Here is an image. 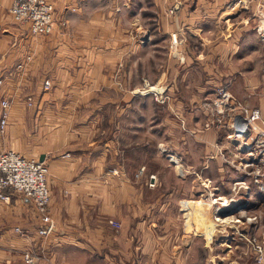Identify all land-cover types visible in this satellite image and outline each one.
Masks as SVG:
<instances>
[{
    "label": "crops",
    "instance_id": "obj_1",
    "mask_svg": "<svg viewBox=\"0 0 264 264\" xmlns=\"http://www.w3.org/2000/svg\"><path fill=\"white\" fill-rule=\"evenodd\" d=\"M49 1L53 31L33 34L13 19L12 0H0V76L11 99L8 121L37 124L28 139L49 167L56 228L39 234L40 215L23 194L0 200V264H23L27 248L40 255L36 264H257L230 260L207 228L215 219L224 236L223 222L233 221L226 214L247 196L232 191L239 180L232 174L214 183V173L242 169L244 153L229 146L225 129L204 122L220 85L264 114L260 1ZM138 12L144 21L133 20ZM147 77L166 100L137 95L152 83ZM6 149L14 148L6 142Z\"/></svg>",
    "mask_w": 264,
    "mask_h": 264
},
{
    "label": "built area",
    "instance_id": "obj_2",
    "mask_svg": "<svg viewBox=\"0 0 264 264\" xmlns=\"http://www.w3.org/2000/svg\"><path fill=\"white\" fill-rule=\"evenodd\" d=\"M239 1L247 7L251 0ZM259 1L262 9L257 14L256 26L264 44V0ZM9 11L16 22L28 24L33 34H49L53 31L55 7L49 0H12ZM29 59L30 56H27L25 61L18 62L16 67L22 69ZM4 80V76H0V135L6 132L11 108V99L4 94ZM145 85L148 86L149 83ZM153 85L155 84L150 85L148 89L155 92L158 100L164 101L165 97L161 91L151 88ZM28 104H33L31 96H28ZM207 105L209 113L204 126L225 129V138L230 147L249 148L247 157L241 159L240 166L247 168L251 181L260 190H264V114L262 110L238 100L227 85H220ZM248 139L250 142H247ZM218 148L222 154H226L224 147L218 146ZM140 171H143V168ZM48 174L49 167L40 158L26 156L14 149L0 151V200L9 202L11 195L17 192L32 201L41 219V225L38 228L40 235H48L56 228V222L50 211L52 194ZM153 184L150 183V185ZM249 188L250 185L246 180H236L232 191L237 193L241 189ZM246 220L255 223L257 215H248ZM109 223L115 228L121 227V222L117 219L110 218ZM15 229L19 233H24L19 226ZM240 236L249 244L255 262L264 264V230L256 234L242 231ZM39 256L35 250L27 248L23 250L21 259L23 264H36Z\"/></svg>",
    "mask_w": 264,
    "mask_h": 264
},
{
    "label": "rangeland",
    "instance_id": "obj_3",
    "mask_svg": "<svg viewBox=\"0 0 264 264\" xmlns=\"http://www.w3.org/2000/svg\"><path fill=\"white\" fill-rule=\"evenodd\" d=\"M134 1H136V2H134V3H136V5L145 4L144 0L143 1L142 0H134ZM149 3H150V1H149ZM133 20H135V21H144L142 15L140 14V12H138L137 14L133 15ZM132 34H133V36L135 38H140L143 43H146V41L149 39V37H147L146 34H142L141 31H137L135 29L132 30ZM147 79L149 81H151L152 77H147ZM151 82L152 83L147 82V83H149L148 86L146 85V86H141L140 87V85H139L138 88H136L137 91L134 88L135 92H138L137 95H141V94L143 95L144 93L145 94L152 93L154 95L155 99H156L155 92L153 90L148 89L150 85L154 84L153 81H151ZM151 88L152 89H156L157 86L153 85ZM146 89H148V91H145ZM55 100L60 101L59 98L55 99ZM53 102L55 104L56 101H53ZM64 103H65V101H64ZM56 106L54 108V112L55 113L59 110V108H57ZM154 110H156V109H154ZM107 111H109V109ZM107 111H106L105 114H107ZM168 111L171 112L172 109L171 110L169 109ZM152 112H153V109H150L149 110V115L150 116L152 115ZM79 113H80L79 110H75L74 111L75 115H80ZM117 113H119V110L117 111ZM159 113L160 114L162 113V112H160V108H159ZM95 114H96V112H95ZM167 114L168 113L166 112V115ZM97 115H100V114H97ZM25 121H26V123L24 124V126H20L19 124H17V125L13 124L12 125V121H11V118H10V121H8V125H9L8 129L10 128L9 129L10 133H8V135L4 136L0 140V148L6 147V142H7L9 144V147L14 148L15 150L23 151L29 157H35L34 155H36V151L33 150L34 147H33L32 143H30V140L28 139V135H29V133H34L35 130L37 131V128H36L37 124L33 125V123L30 120H28V119H26ZM14 128H17V130L18 129H22V130L24 129L25 133L23 135L22 134H18V133H11V129H14ZM236 149H240L241 152L244 153V158L247 157V154H248L247 151L249 149L248 147H243L242 148V147L239 146V147H236ZM240 167L242 169H237V168L234 167L237 170V173L230 172L231 171V167H229L228 170L226 168L224 170V173L223 172L214 173V178L217 177L216 179H214V183L215 182H217V183L221 182L218 179V176L220 175V173H222V175L226 178V180H230L229 175L231 176V174H232V176H234L235 179H239V180H241V178L246 177V176L250 177L248 172H247V168H243L242 166H240ZM234 182H233V184H234ZM233 184H232V186H233ZM240 191L244 192L245 196H247L246 197L247 200H245L244 203H241V206L235 207L233 209H229L228 213L226 214V216L227 215H229V216L226 217V219L233 218V219H230V220H233V221H225V222H223L224 223L223 226L225 228V232H227V233L224 236L219 237L218 235H216L217 234V230H218L217 227H215L213 229V228H210V225H209L207 228L209 229L210 233L214 234V237H213L214 245L221 246V248L228 247V250H231L229 252V255H228L230 260H232V259L236 260L237 258L239 259V257H240V258H243L245 261L246 260L254 261L255 258L247 250V248H246L247 246L245 244V239L242 236H240V232L246 230V231L253 232V233H260L261 231L264 230V190H260L259 187L252 182L251 187L249 189H241ZM18 195H21V194L17 193V192H14L11 195V199H10L9 202H13L14 198L16 196H18ZM219 197H216V199L219 198ZM214 199H215V197H214ZM216 201L217 200H215L214 203H216ZM214 208H215V204H214ZM239 208L243 209L244 211L240 210ZM235 209H237V210H235ZM236 212H237L236 216L239 219L236 218V217H231V215L235 214ZM252 212H253V214L257 215V221L255 223H250L249 221L246 220V217L249 214H252ZM217 217H221V216H217ZM222 218L223 217H221V219ZM221 219H217V220L220 221ZM213 220H215V219H213ZM245 226H247V227H245ZM20 235L24 236L25 233H21ZM236 248H238V249H236ZM239 248L241 249V251L243 250L241 252V255L237 251V250H239ZM228 250H226V251L223 250L224 252L222 254H226V252ZM216 252H219V249L218 248L216 249L214 247V253H216Z\"/></svg>",
    "mask_w": 264,
    "mask_h": 264
},
{
    "label": "bare ground",
    "instance_id": "obj_4",
    "mask_svg": "<svg viewBox=\"0 0 264 264\" xmlns=\"http://www.w3.org/2000/svg\"><path fill=\"white\" fill-rule=\"evenodd\" d=\"M243 157V156H242ZM219 198H222V196H220ZM219 198H217V199H219ZM216 199V200H217ZM230 201V200H229ZM239 202V201H238ZM204 208V207H203ZM231 208V207H230ZM218 211H220V210H218ZM218 219H221V217H218ZM216 227V222H215V220H213L212 219V221H211V223H210V228H215Z\"/></svg>",
    "mask_w": 264,
    "mask_h": 264
},
{
    "label": "water",
    "instance_id": "obj_5",
    "mask_svg": "<svg viewBox=\"0 0 264 264\" xmlns=\"http://www.w3.org/2000/svg\"><path fill=\"white\" fill-rule=\"evenodd\" d=\"M44 159V155L42 154L41 156H40V160H43Z\"/></svg>",
    "mask_w": 264,
    "mask_h": 264
}]
</instances>
